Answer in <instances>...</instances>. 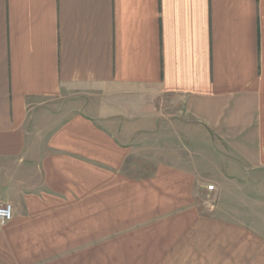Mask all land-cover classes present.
Here are the masks:
<instances>
[{
  "label": "crops",
  "instance_id": "0c3cea01",
  "mask_svg": "<svg viewBox=\"0 0 264 264\" xmlns=\"http://www.w3.org/2000/svg\"><path fill=\"white\" fill-rule=\"evenodd\" d=\"M0 203V264H264V0H0Z\"/></svg>",
  "mask_w": 264,
  "mask_h": 264
},
{
  "label": "rangeland",
  "instance_id": "374dc122",
  "mask_svg": "<svg viewBox=\"0 0 264 264\" xmlns=\"http://www.w3.org/2000/svg\"><path fill=\"white\" fill-rule=\"evenodd\" d=\"M92 96L88 97V96L78 95V96L67 97L65 99H62L59 103L56 104V106H60V108H62L61 111H64L63 108H65V107L68 108V110L64 111V113L60 112L59 115H57V116H63V117L68 116L72 112V110H69V109L75 108L76 104H78L79 102H87V103L92 104L96 107H100V105L103 102V103H105V105L109 106L108 107L109 110L110 109H114V110L116 109L117 98H114L112 100H110V99L106 100L105 98H102L99 93H95ZM111 102H113V104H111ZM178 107H179L178 104L174 103L173 100L168 99V98L163 99L162 103L160 104V109H161L160 121H162V122L167 121V123L169 122L168 124L170 125V122H173L175 119H177V117H179V114L177 113ZM98 109L101 110L100 108H98ZM166 112H167V114H166ZM145 115H147V114H145ZM145 115L142 114L141 117H144ZM107 117L109 120H111L110 117H114V120H115L116 117H118V116L116 115V117H115V114L108 113V114H106L105 118H107ZM162 133H163V130H162ZM162 139H164V138H162ZM144 148L145 149L142 150L141 154H139L138 155L139 157H137V159H136L137 167H140V168L149 167V168H151L150 165H153L152 158L154 159V156H152L150 154L149 146H146Z\"/></svg>",
  "mask_w": 264,
  "mask_h": 264
},
{
  "label": "built area",
  "instance_id": "2783aa9c",
  "mask_svg": "<svg viewBox=\"0 0 264 264\" xmlns=\"http://www.w3.org/2000/svg\"><path fill=\"white\" fill-rule=\"evenodd\" d=\"M215 189L214 185H210L208 187L209 191H213ZM13 218V209L10 204H2L0 203V225H5L10 222Z\"/></svg>",
  "mask_w": 264,
  "mask_h": 264
}]
</instances>
